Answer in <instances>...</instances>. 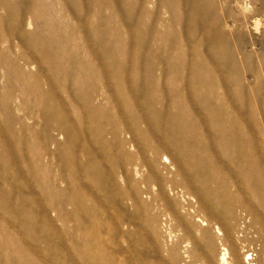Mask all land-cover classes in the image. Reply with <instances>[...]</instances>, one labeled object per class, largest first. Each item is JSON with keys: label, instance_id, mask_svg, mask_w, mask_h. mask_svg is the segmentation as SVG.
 Masks as SVG:
<instances>
[{"label": "rangeland", "instance_id": "374dc122", "mask_svg": "<svg viewBox=\"0 0 264 264\" xmlns=\"http://www.w3.org/2000/svg\"><path fill=\"white\" fill-rule=\"evenodd\" d=\"M134 1L98 35L83 0H0V264H264V0H214L224 47L118 30Z\"/></svg>", "mask_w": 264, "mask_h": 264}, {"label": "bare ground", "instance_id": "6f19581e", "mask_svg": "<svg viewBox=\"0 0 264 264\" xmlns=\"http://www.w3.org/2000/svg\"><path fill=\"white\" fill-rule=\"evenodd\" d=\"M77 1L78 0H73V4L74 3H76L77 4ZM128 1L129 0H83V2H81L82 4H83V8L81 9V11L83 10V14H84V16L86 17V19L88 20V22H89V25H90V28H91V30L93 31V32H95L96 34H98V33H109V32H111V35H112V31H114L115 29L113 28L114 26H107L108 24H109V21H112V20H114V12L115 13H117L116 11L119 9V5L120 4H123V5H126L127 4V6H128ZM148 1V0H147ZM136 2V1H134V2H136V5H134V6H138V7H134V6H132V10H131V15H132V12H133V15L134 16H137V18H138V20H139V22H138V24H132L131 26L128 24V23H121L120 21V23H118L117 24V26H118V30H121L122 32H124V33H135V34H140V33H142V32H150V34H152L153 35V37L156 39V38H160V37H162L163 36V34H164V32L166 33V34H169V33H167L168 32V30H170V31H175V29L178 31V33H185L186 31H189V34H194V35H196V34H200V35H202V36H205L206 37V40H204L203 42H208V40H210V39H212L213 37H215V38H217V40L219 41V45H221V46H225V44H227V42H228V40H226V33L225 32H223V31H220V29H219V26L217 25V24H213V25H210V26H205V24H204V22H203V24H202V20L204 19L205 20V18H207V19H211V17H212V14L214 13V7H215V2H214V0H165V5L164 4H161V5H159V6H163L164 5V9H165V11L163 10V12L165 13V14H168L169 13V11L171 10V11H173V12H171L170 14L171 15H174V20H172V22L174 21H176V23H177V25L178 26H174V24H172V22L170 21H165V19H163V17L162 16H158V15H156L157 16V21L155 20V22H157V26H155V27H152L153 25H151V27H149L148 26V24H146L148 27H146L145 26V23H143L144 22V20H146L147 18H148V20H149V18L151 19L152 17L151 16H153L152 14L154 13V11L153 10H151V8H149L150 6H148V4L147 3H149L150 2V0H149V2ZM152 1V0H151ZM158 1V0H157ZM157 1H155V2H157ZM80 2V1H79ZM159 2V1H158ZM120 3V4H119ZM130 3H131V1H130ZM164 3V2H163ZM203 3V4H202ZM76 4H75V6H76ZM153 4V3H152ZM157 4H159V3H157ZM156 5V4H155ZM74 7V6H73ZM129 8H130V6H129ZM133 8L135 9V10H133ZM206 8H208V12L206 13L204 10L206 9ZM150 9V10H149ZM157 10H155L157 13H158V8H156ZM160 9V8H159ZM75 10V9H74ZM162 9H160L159 10V12L161 11ZM105 11H109V13L107 14V15H104V12ZM75 12V11H74ZM73 12V13H74ZM119 12H121V11H119ZM123 13V12H122ZM159 14V13H158ZM161 14V13H160ZM118 15H119V13H118ZM211 16V17H210ZM115 17L117 18V16L115 15ZM122 17H123V15H122ZM133 17V16H132ZM131 17V18H132ZM130 18V17H129ZM135 18V17H134ZM137 18H135V19H137ZM165 18H167V17H165ZM95 19H98V21H97V25L95 24L96 23V21H95ZM134 19V20H135ZM152 19H154V17L152 18ZM152 19L150 20V22L152 21ZM122 20H124V19H122ZM115 21V20H114ZM128 21V20H127ZM132 21V20H131ZM125 22V21H124ZM135 22V21H134ZM153 22V21H152ZM155 22H154V24H155ZM133 23V22H132ZM144 25H143V24ZM148 23H149V21H148ZM191 23H192V25L194 26V27H192V28H190L192 25H191ZM254 24V23H253ZM230 26H232V25H230ZM255 28H254V31H253V34H252V39L255 41V43H257L258 45H260V46H264V37H262V35H261V32L257 29V25H256V23H255V25H253ZM92 32V33H93ZM176 32V31H175ZM116 33V32H115ZM177 33V32H176ZM175 33V34H176ZM100 34H98V35H100ZM117 34V33H116ZM121 34V33H120ZM145 34V33H144ZM149 34V33H148ZM170 34H172V33H170ZM106 35V34H105ZM142 35V34H141ZM165 35V34H164ZM180 35V34H179ZM193 35V36H194ZM259 35H261V38L259 39V38H257L256 36H259ZM138 36V35H137ZM198 36V35H197ZM195 37V36H194ZM239 37V36H238ZM259 41H258V40ZM258 41V42H257ZM156 42V41H155ZM165 42V41H164ZM181 42V41H180ZM170 44H171V42H169ZM158 44V43H157ZM157 44H155V45H157ZM212 44V43H211ZM215 44V43H214ZM140 45V44H139ZM149 45V44H148ZM153 45V44H152ZM151 45V46H152ZM154 45V46H155ZM228 45V44H227ZM226 45V46H227ZM158 46V45H157ZM165 46H167V45H165ZM172 45H170V47H171ZM211 46V45H210ZM150 47V46H149ZM153 47V46H152ZM159 47V46H158ZM170 47H168V48H170ZM198 47V46H197ZM213 47V46H212ZM217 47H218V45H217ZM216 47V48H217ZM222 47V48H223ZM143 48V47H142ZM155 48V47H154ZM228 48V47H227ZM157 49V48H156ZM165 49V48H164ZM171 49V48H170ZM221 49V48H220ZM166 50V49H165ZM227 50V49H226ZM225 50V51H226ZM229 50V49H228ZM223 54V53H222ZM225 54V53H224ZM203 57V56H202ZM209 57V56H208ZM223 61V60H222ZM224 62H225V60H224ZM225 63H227V62H225ZM210 64V63H209ZM219 79H221L220 77H219ZM218 79V80H219ZM217 81V80H216ZM220 81V80H219ZM191 83V82H190ZM210 83V82H209ZM215 83V84H214ZM214 83H212L211 84V86L210 85H208V86H210V91H209V95H208V99H210V100H212V98H215L216 100H217V102L218 101H220V102H223V100L225 101V99H226V97H225V95L224 94H222V93H219L220 91V86L219 85H221V84H226V83H221V81H220V83L221 84H219V82H214ZM227 83H229V82H227ZM232 83V82H231ZM203 84V83H202ZM214 84V85H213ZM192 85V84H191ZM194 86V88L196 89V91L197 92H200L201 93V91L204 89V86L203 85H201V84H198V83H195V84H193ZM230 85V84H229ZM221 86H223V85H221ZM222 88V87H221ZM207 89V88H206ZM208 90L209 89H207V92H208ZM219 92H218V91ZM205 92V91H204ZM218 93V94H217ZM195 95H196V93H195ZM198 95V94H197ZM207 95H205V96H207ZM228 97V96H227ZM230 97V96H229ZM229 99V98H228ZM227 101L228 100H226V105H227ZM212 102V101H211ZM223 104V103H222ZM224 104V105H225ZM209 105H210V103H209ZM216 104H214V106H215ZM231 105V104H230ZM208 106V105H207ZM221 106L222 105H219L218 107H217V112H218V116H216V118L214 119V122H213V127L215 128V137H214V139H215V144L218 146L217 147V149H218V151H219V156L220 155H222V156H225L226 157V159L228 160L227 162H228V164H230L231 165V163L233 162L234 163V159H233V157H234V155H233V153L234 152H232V151H230V147L232 148V146H231V143H233V142H231L233 139H235V133L233 132V130H232V127L230 126V123H229V121L228 120H230L229 119V116H228V119H226V116H221V115H219L220 114V111H221ZM228 107L227 108H229V104L227 105ZM213 107V106H212ZM212 107H210V109L212 108ZM224 107V106H223ZM225 108V107H224ZM231 109V108H230ZM235 109V108H234ZM232 110V109H231ZM223 111V110H222ZM224 111H226L225 109H224ZM223 111V112H224ZM237 111V110H236ZM211 112H213L212 110H211ZM241 112V111H240ZM215 113H216V111H215ZM222 113V112H221ZM227 113V112H226ZM225 113V114H226ZM229 113V112H228ZM227 113V114H228ZM232 113V111L229 113V114H231ZM234 113V112H233ZM236 113V112H235ZM235 113L234 114H231V115H235ZM257 113V112H256ZM226 114V115H227ZM237 114V113H236ZM238 115L239 116H242V114H239V112H238ZM215 117V116H214ZM225 117V118H224ZM233 118H236V117H233ZM234 120V119H233ZM233 120L231 121V122H233ZM238 120H239V118H238ZM237 121V120H236ZM240 121V120H239ZM241 122V121H240ZM248 122V121H247ZM246 122V123H247ZM236 123H238V122H235V124ZM242 123V122H241ZM243 124V123H242ZM244 124H245V122H244ZM232 125V124H231ZM234 125V124H233ZM239 126H240V124H239ZM237 127V126H236ZM241 127V126H240ZM243 127V126H242ZM246 127H248V126H246ZM239 128V127H238ZM239 130H240V128H239ZM237 131V130H236ZM238 132V131H237ZM236 132V133H237ZM240 132V131H239ZM243 132V131H242ZM246 132V131H245ZM244 132V133H245ZM243 134V133H242ZM246 134V133H245ZM238 136V135H237ZM246 136V135H245ZM239 137H241V136H239ZM238 137V138H239ZM241 139H243V138H241ZM242 142V141H241ZM249 142V141H248ZM234 144V143H233ZM240 144V143H239ZM246 144V143H245ZM245 144H243V145H245ZM250 144V143H249ZM238 147H240V146H238ZM240 149V148H239ZM244 149V148H243ZM248 149V148H247ZM241 154H243V153H241ZM217 158H216V162H214V163H216V165H217V167H216V169H219L220 171H223V173L227 170L225 167L226 166H223L221 163H220V159H219V157L218 156H216ZM243 159H240V157H237L236 158V163H238L239 165L240 164H242L241 165V167L242 166H244L243 164H244V161H245V159L247 160V158L246 157H242ZM247 165V164H246ZM237 167V166H236ZM233 169V168H232ZM218 170V171H219ZM240 171H242V170H240ZM245 171V170H244ZM246 171H247V169H246ZM249 172V171H248ZM219 173V172H218ZM241 173H243V172H241ZM227 174V173H226ZM232 174V173H231ZM244 174V173H243ZM223 175V174H222ZM224 175H225V173H224ZM217 176V175H216ZM226 176V175H225ZM245 177V176H244ZM222 257H224V254L222 255ZM220 260H223V258L222 259H220ZM222 262V261H221Z\"/></svg>", "mask_w": 264, "mask_h": 264}]
</instances>
